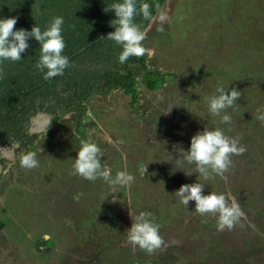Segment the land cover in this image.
I'll return each instance as SVG.
<instances>
[{
	"label": "rangeland",
	"instance_id": "1",
	"mask_svg": "<svg viewBox=\"0 0 264 264\" xmlns=\"http://www.w3.org/2000/svg\"><path fill=\"white\" fill-rule=\"evenodd\" d=\"M145 36L148 67L168 76L149 89L135 68L136 110L122 90L94 96L84 129L111 176L124 172L134 181L113 187L74 174L84 140L76 115L52 128L49 115H37L36 146L2 151L0 264H264V121L256 119L264 111V0H167ZM217 88L241 91L221 113L230 123L208 112ZM205 127L246 149L223 175L207 179L180 153ZM27 153L38 167L21 166ZM196 182L205 195L236 198L243 215L232 229L218 231L214 215L201 216L194 201L186 208L174 196ZM141 211L160 225L164 244L153 253L122 243Z\"/></svg>",
	"mask_w": 264,
	"mask_h": 264
},
{
	"label": "trees",
	"instance_id": "2",
	"mask_svg": "<svg viewBox=\"0 0 264 264\" xmlns=\"http://www.w3.org/2000/svg\"><path fill=\"white\" fill-rule=\"evenodd\" d=\"M167 0H141L151 8V19L135 17L145 32L155 16L162 11ZM121 0H0V19L18 18L14 30L31 31L36 24L42 31L54 17H63L62 35L66 47L63 55L70 66L51 80L43 79L34 65L40 58V44L28 40L29 48L21 61L0 63V164L7 159L3 149L17 145V151L36 146L39 134L32 132L33 118L39 114L50 117L52 128L69 114H75V131L87 141L84 129L91 100L94 96L107 98L122 90L131 99L132 110L139 103V68L149 89H155L168 76L148 67L149 55L130 57L121 64L118 60L122 48L106 39L115 29L111 22L113 12H105L106 5ZM139 6V5H138Z\"/></svg>",
	"mask_w": 264,
	"mask_h": 264
},
{
	"label": "clouds",
	"instance_id": "3",
	"mask_svg": "<svg viewBox=\"0 0 264 264\" xmlns=\"http://www.w3.org/2000/svg\"><path fill=\"white\" fill-rule=\"evenodd\" d=\"M104 11L113 12L115 15L111 22L115 30L109 33L106 39L122 48L118 57L119 62L123 64L130 57L144 56L147 51L143 45L146 36L141 25L135 23V17L141 15L144 19H151L150 5L141 0H121L106 5ZM17 22L16 17L0 19V63L21 61L22 53L29 48L28 40L34 38L40 44V58L34 67L43 74V79L51 80L62 75L70 66L69 58L62 54L66 47L62 35L63 17H54L44 31L36 24L31 31L14 30ZM217 93L208 99V112L213 116H221V113L232 107L241 96V91L236 88H232L231 91L217 88ZM256 119L264 121V111L258 112ZM221 121L230 123L231 117L223 115ZM51 122L47 123L51 125ZM245 150L240 146L239 138L227 136L219 129L205 127L203 131L191 137L188 150L181 149L180 153L183 154L184 162L194 164L196 172L207 179L210 174L223 175L231 166L232 156L241 155ZM101 158V150L97 144L82 140L77 156L73 160L74 174L88 181L102 178L113 187L127 186L134 181L133 175L124 172H118L113 178L111 169L101 163ZM21 166L33 169L39 166V162L34 153H27L21 158ZM144 169L146 171L147 167ZM204 187L197 182L181 185L174 196L186 208L190 201H194L195 211L201 216L214 215L217 218L218 231L232 229L243 215L238 201L230 194L210 192L205 195ZM150 217L151 213L141 211L131 218V227L126 231L127 235L122 243L138 247L148 253L160 249L164 244L160 235V225L153 222Z\"/></svg>",
	"mask_w": 264,
	"mask_h": 264
}]
</instances>
